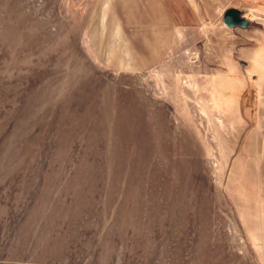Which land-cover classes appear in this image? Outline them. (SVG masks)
<instances>
[{"label": "rangeland", "instance_id": "374dc122", "mask_svg": "<svg viewBox=\"0 0 264 264\" xmlns=\"http://www.w3.org/2000/svg\"><path fill=\"white\" fill-rule=\"evenodd\" d=\"M94 0H0V264H264V17L121 72Z\"/></svg>", "mask_w": 264, "mask_h": 264}, {"label": "crops", "instance_id": "0c3cea01", "mask_svg": "<svg viewBox=\"0 0 264 264\" xmlns=\"http://www.w3.org/2000/svg\"><path fill=\"white\" fill-rule=\"evenodd\" d=\"M89 33L108 66L142 72L203 41L228 10L264 17V0H94Z\"/></svg>", "mask_w": 264, "mask_h": 264}, {"label": "water", "instance_id": "95a60500", "mask_svg": "<svg viewBox=\"0 0 264 264\" xmlns=\"http://www.w3.org/2000/svg\"><path fill=\"white\" fill-rule=\"evenodd\" d=\"M224 24L228 27H243L246 28L249 26V21L242 17L240 11L231 9L228 10L224 15Z\"/></svg>", "mask_w": 264, "mask_h": 264}]
</instances>
